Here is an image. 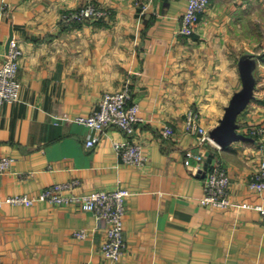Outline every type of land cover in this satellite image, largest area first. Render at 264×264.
I'll use <instances>...</instances> for the list:
<instances>
[{
	"label": "crops",
	"instance_id": "crops-1",
	"mask_svg": "<svg viewBox=\"0 0 264 264\" xmlns=\"http://www.w3.org/2000/svg\"><path fill=\"white\" fill-rule=\"evenodd\" d=\"M86 1L0 0V65L10 37L23 48L20 99L0 106V157L14 158L0 173V196L35 195L72 179L80 180L76 193L126 187L132 192L126 199V248L118 260L104 254L107 223L93 211L46 200L5 204L0 263L264 264V214L239 205H264V191L249 187L264 160V134L256 137L260 145L235 141L220 147L200 143L185 127L192 107L209 130L223 116L242 85L238 64L228 55V46L239 40L224 32L239 21L249 31L242 16L255 3L264 7V0H212L192 35L178 32L188 0H153L145 12L139 0H93L110 13L82 22L62 19L65 10ZM127 82L143 117L133 138L149 158L144 166L120 159L113 144L124 138L120 129L96 131L76 120L98 109L104 92ZM239 123L242 132L264 125L260 76ZM166 124L174 129L171 137L164 135ZM92 135L98 142L87 146ZM188 149L206 160L212 153L222 157L236 204L201 203L204 170L194 158L186 164ZM80 229L86 237L74 234Z\"/></svg>",
	"mask_w": 264,
	"mask_h": 264
},
{
	"label": "built area",
	"instance_id": "built-area-1",
	"mask_svg": "<svg viewBox=\"0 0 264 264\" xmlns=\"http://www.w3.org/2000/svg\"><path fill=\"white\" fill-rule=\"evenodd\" d=\"M152 1L139 0L141 11L148 10L152 5ZM211 3L212 0H188V6L181 17L178 32L184 35H192L196 31L203 13ZM6 6L3 5L4 8ZM109 13L110 9L108 7L96 1L88 0L77 8L65 10L62 13V19L70 22H82L86 19L102 18ZM22 55L23 48L20 39L12 37L0 65V106L20 99L21 81L19 70ZM201 118L202 112L199 109L190 108L185 119L186 130L197 135L200 143L218 146L210 137L209 129L202 124ZM142 119L140 104L135 99L133 88L129 82L120 90L104 92L100 98L98 109L88 115H80L76 118L78 122L86 124L96 131H105L109 127L120 129L124 138L114 140V148L124 163L136 166L146 165L149 159L143 151L142 144L133 138L137 123ZM244 132L258 138L264 134V125H248ZM173 134V127L166 124L164 135L171 137ZM98 139L99 137L96 135L90 136L87 140V146L95 145ZM185 154L186 164H190L191 159L194 158L204 170V194L200 199L203 205L228 208L236 204L230 199L231 176L220 155L212 153V160L205 168L206 157L203 153H196L192 149H188ZM13 161L14 158L9 155L1 156L0 173L8 170ZM79 183V179H72L66 182L52 183L35 195L19 193L0 196V207L5 204L30 206L37 201L46 200L57 205H76L84 210L93 211L98 219H102L107 223V238L102 245L104 254L112 260L120 259L126 248V199L132 192L123 186L113 190L97 189L86 193L73 192L72 189ZM249 187L259 193L264 191V160L261 161L258 169L252 173ZM239 205L254 207L264 214L263 204L243 203ZM74 234L80 238L87 236L85 229L77 230Z\"/></svg>",
	"mask_w": 264,
	"mask_h": 264
},
{
	"label": "water",
	"instance_id": "water-1",
	"mask_svg": "<svg viewBox=\"0 0 264 264\" xmlns=\"http://www.w3.org/2000/svg\"><path fill=\"white\" fill-rule=\"evenodd\" d=\"M12 37H10L9 42ZM8 42V47H9ZM264 57V51H245L238 59V69L242 81L240 89L236 90L224 108V114L217 125L209 130L210 137L220 147H226L235 141H249L260 145L258 139L250 134L240 131L239 117L255 97L257 84V66L259 60ZM212 160L209 154L205 168Z\"/></svg>",
	"mask_w": 264,
	"mask_h": 264
},
{
	"label": "rangeland",
	"instance_id": "rangeland-1",
	"mask_svg": "<svg viewBox=\"0 0 264 264\" xmlns=\"http://www.w3.org/2000/svg\"><path fill=\"white\" fill-rule=\"evenodd\" d=\"M245 17L249 21V31L243 24L244 21H239L235 26H228L224 34L229 37L239 40V42L228 46V55L232 58V63H238V59L245 51L262 52L264 51V7L262 3H255L248 13H244L242 18ZM244 18V19H245ZM244 38H249L245 40ZM257 66V77L260 76L261 82L264 81V59H260ZM242 85H240L241 88ZM239 88V89H240ZM238 90V89H237Z\"/></svg>",
	"mask_w": 264,
	"mask_h": 264
},
{
	"label": "trees",
	"instance_id": "trees-1",
	"mask_svg": "<svg viewBox=\"0 0 264 264\" xmlns=\"http://www.w3.org/2000/svg\"><path fill=\"white\" fill-rule=\"evenodd\" d=\"M261 59H264V57H262Z\"/></svg>",
	"mask_w": 264,
	"mask_h": 264
}]
</instances>
